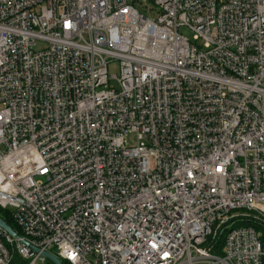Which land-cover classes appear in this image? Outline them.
Listing matches in <instances>:
<instances>
[{
  "label": "built area",
  "instance_id": "1",
  "mask_svg": "<svg viewBox=\"0 0 264 264\" xmlns=\"http://www.w3.org/2000/svg\"><path fill=\"white\" fill-rule=\"evenodd\" d=\"M0 207V264H264V0H0Z\"/></svg>",
  "mask_w": 264,
  "mask_h": 264
},
{
  "label": "trees",
  "instance_id": "2",
  "mask_svg": "<svg viewBox=\"0 0 264 264\" xmlns=\"http://www.w3.org/2000/svg\"><path fill=\"white\" fill-rule=\"evenodd\" d=\"M0 216L8 223V225L18 234V235H23L20 227L17 225L15 222L12 211L9 209H4L0 207ZM230 222V221H229ZM251 225L254 228H256L260 234H261V239L264 242V226L261 223H258L257 221H237L234 222L232 226H239V225ZM223 241H224V233L222 232L221 234L217 235L215 238H209L208 242L212 246V251L217 254H221V249L223 246ZM17 262H25L20 260L18 255H15L14 258L12 259V263L15 264ZM62 264H69L66 260L61 259ZM47 264H52L50 261L46 262Z\"/></svg>",
  "mask_w": 264,
  "mask_h": 264
},
{
  "label": "water",
  "instance_id": "3",
  "mask_svg": "<svg viewBox=\"0 0 264 264\" xmlns=\"http://www.w3.org/2000/svg\"><path fill=\"white\" fill-rule=\"evenodd\" d=\"M0 227L5 230L8 234H11L15 237H18V234L8 225V223L0 216ZM35 251H40L41 254L49 260L52 264H62L59 257H57L55 254L46 251V250H40L37 247H34Z\"/></svg>",
  "mask_w": 264,
  "mask_h": 264
},
{
  "label": "rangeland",
  "instance_id": "4",
  "mask_svg": "<svg viewBox=\"0 0 264 264\" xmlns=\"http://www.w3.org/2000/svg\"><path fill=\"white\" fill-rule=\"evenodd\" d=\"M181 31L184 32L189 38L192 37V32L191 31H189V30H187L185 28H183ZM108 72H109V74H117V75L119 74V64H118L117 61L114 60V61L109 63ZM111 82H113V84H116L115 81H111ZM127 143L128 144L135 143V137L133 135H129L127 137Z\"/></svg>",
  "mask_w": 264,
  "mask_h": 264
},
{
  "label": "bare ground",
  "instance_id": "5",
  "mask_svg": "<svg viewBox=\"0 0 264 264\" xmlns=\"http://www.w3.org/2000/svg\"><path fill=\"white\" fill-rule=\"evenodd\" d=\"M1 228V227H0ZM5 231V230H4ZM5 233H7L6 231H5ZM8 234V233H7ZM9 235H11V234H9ZM13 236V235H12ZM22 236V235H21ZM15 237V236H14ZM18 237H20V235H18ZM18 237H16V238H18Z\"/></svg>",
  "mask_w": 264,
  "mask_h": 264
}]
</instances>
